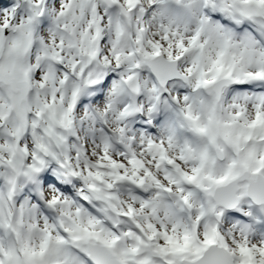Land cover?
<instances>
[{
	"label": "snow or ice",
	"instance_id": "1",
	"mask_svg": "<svg viewBox=\"0 0 264 264\" xmlns=\"http://www.w3.org/2000/svg\"><path fill=\"white\" fill-rule=\"evenodd\" d=\"M261 225L264 0H0V264H264Z\"/></svg>",
	"mask_w": 264,
	"mask_h": 264
},
{
	"label": "clouds",
	"instance_id": "2",
	"mask_svg": "<svg viewBox=\"0 0 264 264\" xmlns=\"http://www.w3.org/2000/svg\"><path fill=\"white\" fill-rule=\"evenodd\" d=\"M102 15H104L103 12H101ZM103 28L105 30L104 34L107 36L109 33H108V23L107 21H105V23L103 24ZM152 31H156L155 28H153ZM152 33L150 32L149 35H151ZM40 35H42L44 37V39L46 41H48L49 43L51 42V39H52V33L48 31V28L47 26L45 27L44 31L42 33H40ZM102 48H106L108 47L107 44H104V45H101ZM67 55V53H66ZM108 55H109V58L111 59V50L109 49V52H108ZM103 58H101L102 60ZM116 67L115 65V62L113 61V64L111 66V68L109 70H112ZM149 78V74L147 71H144L143 72V79H148ZM172 95H175V92H172ZM143 103H147L146 100L142 101ZM89 103H93L91 99H89ZM93 107L97 108L99 111L103 112L106 108H107V104L106 103H101L99 100H97L94 104H93ZM77 117L78 118H83V115L84 113L83 112H78L76 113ZM109 120H110V124H109V127H112V128H115L117 127V125L112 121V115L109 114ZM137 120H139V118H137ZM134 123H129L127 125V127L129 128L130 131H138L139 127H141L142 125L141 124H135V128H134ZM98 126V125H97ZM81 136L83 137V132H81ZM88 147L90 149L89 151V159L93 162H95L98 157H99V154H100V149L98 147H96L91 141L88 142ZM137 149L139 150V145H137ZM116 159L117 160H120L121 159V156L117 153L116 154ZM125 162H127V158L125 157L124 158ZM75 162V161H74ZM79 170V169H78ZM120 191V195H121V199L125 200V201H131V197L129 195V192L131 191V186L129 185H122L119 189ZM47 195L48 196H54V195H57V193H55L52 189H48L47 190ZM226 227H229L231 228L232 225L231 224H228L226 225ZM261 227H264V225H261ZM227 235V233H225Z\"/></svg>",
	"mask_w": 264,
	"mask_h": 264
}]
</instances>
